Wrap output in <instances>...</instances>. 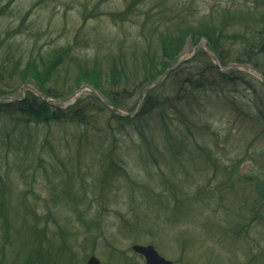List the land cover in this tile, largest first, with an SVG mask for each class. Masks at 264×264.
<instances>
[{"label": "rangeland", "instance_id": "1", "mask_svg": "<svg viewBox=\"0 0 264 264\" xmlns=\"http://www.w3.org/2000/svg\"><path fill=\"white\" fill-rule=\"evenodd\" d=\"M234 3L264 10V0H0V35L9 36V41L14 40L28 56L72 45L73 52L83 59L106 63L121 42L133 46L139 55L149 43L154 46L160 31L167 30L169 16L175 13L188 16L191 22L207 20L211 9ZM199 45L207 46V40L202 38ZM197 46L188 38L178 61L192 55ZM78 72L76 68L70 75L72 87L78 85L72 78ZM244 72L261 80L251 69ZM165 83L159 92L163 97L172 96L173 81L166 79ZM27 84L40 89L35 81ZM46 84L64 88L63 82ZM80 84L89 85L83 79ZM125 86L99 91L112 100L109 88H114L121 103L138 107L142 92L132 88L125 91ZM224 89L227 94L209 91L202 98H193L194 104H203L200 109L198 106L199 111L217 112L214 127L222 134L219 143L223 147L211 144L222 168L213 164L206 151L195 147L191 152L183 149L178 155L170 153L169 163L163 162L159 152L155 159L148 154L138 126H124L126 122L112 118L109 107L92 105L90 89L75 104L72 100L56 104L86 107L94 129L55 119L23 127L20 120L0 115V199L12 205L17 224L26 233L27 239L24 237L26 241L21 243L25 247L21 254L24 264H87L92 255L102 264H146V258L132 249L135 243L154 244L175 264H264V218L252 222L254 215L248 209L240 215L237 199H227L235 189L225 187L222 197L218 188L225 178L223 165L230 170L238 165L236 168L247 179L239 186L244 194L264 192V136L252 133L244 139L247 127L225 105L233 104L232 96L247 100L252 90L238 80ZM257 91L259 95L264 92L258 83ZM12 97H22L21 91ZM192 119L196 120L195 116ZM142 122L154 145L165 147L167 127L158 111L146 115ZM169 122L175 126L178 119L169 117ZM211 139L210 135L199 138L208 144ZM185 140L187 144H199L192 142L193 138ZM250 144L251 157L246 150ZM110 148L108 154L129 173L127 176L118 170L112 182V175L107 177L105 169L108 157L102 158ZM144 186L157 193L152 206L141 195ZM182 186L185 193L179 192ZM135 192L137 200L132 196ZM158 198L171 205L174 202L172 208L166 211V204L158 203ZM191 206L195 211L186 214V207ZM151 208H157V212ZM153 214H160L162 220V228L155 235L148 230ZM10 228L2 218L0 261L14 264L22 246L14 243L16 237L10 234ZM31 247L35 251L28 256Z\"/></svg>", "mask_w": 264, "mask_h": 264}, {"label": "trees", "instance_id": "2", "mask_svg": "<svg viewBox=\"0 0 264 264\" xmlns=\"http://www.w3.org/2000/svg\"><path fill=\"white\" fill-rule=\"evenodd\" d=\"M258 8L248 6V4L237 5L234 3L226 5L222 9H211L208 14L209 19L204 20L203 18V20L195 22L188 21V16L186 15L180 16L178 15L179 13H175L169 16L167 30L160 31L158 41L154 46L152 45L153 43H149L144 53L142 52L139 55L137 50H133V46H127L124 42H121L115 53L105 59L106 63L100 62L98 59L94 62L83 59L80 54L77 55L73 52L72 45L55 47L45 52L40 51L37 55L32 53L28 56L22 52L21 46L14 40L9 41V36L0 35V50L5 45L3 48L5 51L4 55L0 59V96L14 95L22 85L35 81L38 83L40 90L46 95L65 97L82 86L80 84L82 79L98 90H104L111 86L126 85L123 88L125 91L132 88L133 91L139 90V92H143L148 85L152 84L167 69L179 62V54L185 47L188 38H191L193 45L200 44L201 39L205 38L207 46L218 55L219 60L224 65L231 62L251 63L264 74V63L260 62L264 60V10L260 12L257 11ZM7 34L10 35V32ZM232 45L238 48L234 49ZM76 68L79 72L72 78L77 80L78 85L72 87L70 78ZM168 79L173 81L174 94L172 96L163 97L159 92L165 87L166 83L164 82L145 96L142 109L136 117L123 116L114 111L112 114L113 119L126 122L124 126L127 123L138 126L142 140H144L143 143L148 149V154H152L155 159H157L156 154L159 152L162 154L163 162L169 163L171 160L168 157L170 153L178 155L183 149L191 152L192 148L195 147L198 151H206L207 156L213 159V164L220 168L222 165L217 161L216 148L211 144V142H216L215 145L219 148L223 147L219 143L222 134L214 127L217 112L214 110L209 112L199 111L198 106L200 105V109L203 104H194L193 98H202L209 91H215L219 95L227 94L228 90L224 89L225 86L237 80L245 85L247 89H251L252 94L246 96L247 100H244L243 97L238 99L236 96H232L231 102L233 104L225 105L230 106L236 114L237 120L247 127L242 134L244 139H249L252 133L255 134V137L257 135L264 136V92L259 95L257 91V83L264 90L263 81L256 80L254 76L249 74L247 75L244 70L229 69L227 72L221 71L213 59L203 50H199L191 60L185 62L174 71ZM49 81L63 82L64 88L47 85L46 82ZM102 81L107 84L104 82L102 84ZM67 85L70 88H66ZM109 93L113 97L112 102L115 105L129 112L136 110V104L121 103L116 95L118 92L114 88H109ZM90 98L92 105H97L103 109L106 108L94 95L91 94ZM154 111H158L162 123L167 127V144L163 148L154 145L142 122L146 115L152 114ZM2 114L20 120V125L23 127L33 123H47L55 119L63 123L84 125L88 129L96 128L90 126L92 121L89 116L91 113L86 110V107L80 108L76 105H70L64 108L40 98L32 91H27L26 97L21 100L0 102V115ZM192 115L195 116L196 120L192 119ZM169 117L178 119V122H175V126L171 125L173 123L169 122ZM204 135L213 137L209 144L204 141L200 142L199 138ZM191 138L194 139L192 142H198L199 144H187L185 139ZM252 147L253 144H250L246 149L249 157L253 156ZM167 150H170V152H167ZM109 151H111V148L102 155V158L107 156L109 160L105 167L107 177H110L111 174L112 176L109 179L112 182L118 170V172L120 170L125 171L128 176V170L117 159H114L112 154H108ZM156 161L158 162L159 160ZM223 166V174L226 179L224 178L223 186L218 187L222 197V190L225 187L234 188L235 190H232L231 197L227 195V199H237L236 202H238L239 206L237 213L244 216V211L248 209L247 212L254 215L252 222L263 219L264 192L259 191L252 196L245 195L244 189L242 188L241 190L239 186L243 181L247 182V179L236 168L238 165L231 170L229 167ZM132 182L135 183L136 181L132 180ZM181 190L185 193L183 186L179 192ZM141 195L144 198V202L152 206L157 193L148 186H144L141 188ZM132 196L137 200L138 194L136 192L132 193ZM174 196L178 197L175 191ZM156 201L161 205L162 203L166 204V211L171 209L174 204L172 202L171 205L170 202H166L162 198H158ZM177 206L180 207V205ZM10 207L9 204L6 205V202L0 199V220L3 218L6 224L11 227L9 230L10 234L16 237L14 243L18 242L21 244L26 241L24 240L26 233L23 227L17 224L18 218L13 215L12 205ZM195 209L192 206L186 207V214L192 210L195 211ZM150 210L157 212V208H151ZM153 215L155 216L149 219L148 230L152 235H155L162 228V220L160 214ZM24 221L28 222L27 220ZM250 222L251 220L246 221V223ZM154 232L156 233L154 234ZM24 249L25 247L22 246L16 253L17 260L14 264H24L25 260L23 261V256H21ZM34 251L35 248L31 247L28 256ZM0 264H7V262L3 263V261H0ZM9 264L12 263L9 262Z\"/></svg>", "mask_w": 264, "mask_h": 264}, {"label": "water", "instance_id": "3", "mask_svg": "<svg viewBox=\"0 0 264 264\" xmlns=\"http://www.w3.org/2000/svg\"><path fill=\"white\" fill-rule=\"evenodd\" d=\"M199 48H205L203 45H199L197 46L196 50ZM207 50V49H205ZM207 52L209 53V55L214 58L215 60H217L218 63V59L217 56L212 53L209 52L207 50ZM182 62H180L179 64H177L176 66L168 69L164 74H162L152 85L148 86L144 91H143V95L141 96L140 99V103H139V109L142 105V102L144 100V97L147 93H149L153 88H155L157 85L161 84L169 75L170 73L177 69ZM219 64V63H218ZM232 66H237L240 68H246V67H250L254 70L259 71L255 66H252L250 64L247 63H243V64H236V63H232V64H228L225 66H221L222 69L225 68H229ZM263 77V75H262ZM87 88L91 89L93 91V93L100 98L106 105H108L109 107L113 108L114 110H116L118 113L126 115V116H134L136 113H128L125 112L124 110H122L121 108L113 105V103L105 100L101 94L94 89L93 87L89 86V85H84L81 88H79L75 93L64 97V98H47L45 96V94L41 91H39L37 88H35L34 86L30 85V84H25L23 85V87L21 88V93L22 95L25 94V91L27 89L33 90L34 92H36L40 97L45 98L48 101H57L60 103H64V104H68L71 100L77 98L79 95H81ZM9 99H17L14 97H10V96H1L0 97V101L3 100H9ZM133 249L141 254H143L146 257V264H174V261L171 259L166 258L165 256H163L159 250L157 249V247L154 244H142V243H135L133 246ZM88 264H102V261L100 260V258H98L96 255H92L89 260H88Z\"/></svg>", "mask_w": 264, "mask_h": 264}]
</instances>
